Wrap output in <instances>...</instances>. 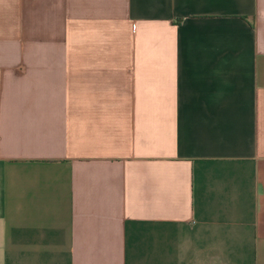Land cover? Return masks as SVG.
Masks as SVG:
<instances>
[{"label":"crops","instance_id":"crops-1","mask_svg":"<svg viewBox=\"0 0 264 264\" xmlns=\"http://www.w3.org/2000/svg\"><path fill=\"white\" fill-rule=\"evenodd\" d=\"M0 264H264V0H0Z\"/></svg>","mask_w":264,"mask_h":264}]
</instances>
